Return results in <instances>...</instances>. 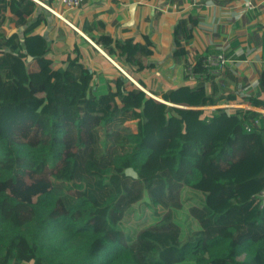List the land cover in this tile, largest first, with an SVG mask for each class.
<instances>
[{"label": "trees", "instance_id": "16d2710c", "mask_svg": "<svg viewBox=\"0 0 264 264\" xmlns=\"http://www.w3.org/2000/svg\"><path fill=\"white\" fill-rule=\"evenodd\" d=\"M47 24L34 0H0V264H264V115L205 109L228 100L205 67L219 52L193 59L195 30L179 21L173 59L184 70L194 60L198 76L158 100L123 76L95 79L76 48L48 59L36 31ZM82 32L126 68L155 67L147 34L121 42L100 23ZM251 43L264 61V32ZM228 67L226 78L249 88L252 78ZM242 99L264 109V68ZM142 206L152 223L135 221L126 245L122 222Z\"/></svg>", "mask_w": 264, "mask_h": 264}, {"label": "crops", "instance_id": "0c3cea01", "mask_svg": "<svg viewBox=\"0 0 264 264\" xmlns=\"http://www.w3.org/2000/svg\"><path fill=\"white\" fill-rule=\"evenodd\" d=\"M38 1L53 10V15L65 23V26H61L64 28L59 30L63 34L60 36L63 41L57 47L61 46V43L66 46L77 44L81 47L82 59L86 67L95 72V79L124 77L122 71L125 72V68L131 75L125 73L138 85L140 84L137 78H142L146 84L144 89L158 96L172 87L194 82L185 79V70V74L181 73L183 65L176 63L172 56L175 47L173 28L179 21H186L195 30L191 44L187 47L193 58L202 56L208 50L218 51L216 47L225 42H241L240 48L237 49L240 55L235 56L237 59L234 61L236 71L232 72L230 66L227 67L236 76L243 74L252 78L251 87L241 88L239 84L238 88L228 80L225 76L227 67L219 71L214 69L211 75L218 76L220 94L226 93L228 100L219 101L218 105L205 109L243 108L264 114V109L242 103V98L248 95L249 89L258 87V76L264 68L260 52L255 51L252 43L248 44L255 33L264 32V0H183L182 5L177 3L179 0H174L176 3H170L172 0H91L80 9L70 11L63 8L59 0ZM196 2L200 5L196 6ZM46 18L48 24H51L52 18ZM97 23L104 26L105 34L121 42L133 36L140 40L141 34H147L155 46L154 55L147 58V63L155 67L137 73L134 68H126L111 59L82 32L85 26H96ZM57 28L60 29V26ZM13 32L15 31L11 33ZM45 37L47 38V35ZM79 37H83V40H79ZM56 55L54 58H64L68 53L66 56H59L60 52L57 51ZM192 63L196 64L194 60ZM164 66H168L170 79L174 80L160 91L161 81L167 84Z\"/></svg>", "mask_w": 264, "mask_h": 264}, {"label": "rangeland", "instance_id": "374dc122", "mask_svg": "<svg viewBox=\"0 0 264 264\" xmlns=\"http://www.w3.org/2000/svg\"><path fill=\"white\" fill-rule=\"evenodd\" d=\"M196 6L200 5L199 2L195 3ZM45 10V14L46 16H48L51 20L52 18V23L48 24V25H44V26H40L36 29V31L43 33L45 36L47 35V39L48 41L51 43L52 46V51L51 53L48 55V59H54V57H56V52L59 51L60 55L59 56H66V54H71L72 56L76 57L77 56V52L75 51V48L78 50V52L82 53V48L79 47L77 44L75 45H65V43H61V46L57 47L60 42H62L63 40L60 38V36H63V34L61 33L62 28L61 26H65L64 21L59 19L58 17H56L55 15H53V13L51 11H49L48 9L42 7ZM60 26V29L57 28V26ZM6 30L7 33L10 35L12 31H15L14 27H13V20H8L7 24H6ZM1 34V33H0ZM4 34H1L0 36H3ZM80 38V37H79ZM83 37H81L79 40H83ZM229 42H225L223 43L224 46L225 44H227ZM194 56V55H193ZM194 59V58H193ZM122 67V66H121ZM123 68V67H122ZM125 70L126 73H128L129 75H131V72H129L127 69L123 68ZM163 70L167 72V74L165 75V78L167 80V84L165 81H161L160 83V91L167 88L168 83H172V81L174 80L173 78L170 79V74H168L169 68L168 66H164ZM184 70V66L182 67V71L181 73L184 74L183 72ZM124 80L125 82H127L129 85H134L132 84L129 79H127L124 76ZM166 86H163L165 85ZM135 86V85H134ZM154 96L157 99H161L160 96H158L157 94H154ZM226 108V107H225ZM128 126H130L135 132L137 130H135V123L134 122H129ZM192 202V201H191ZM189 203L190 205H192V203ZM138 210H136L137 212L134 214L135 216L132 217V219L130 220H125L122 222L121 225V229L124 232V235L121 236V240L123 243H125L126 245L130 244L132 241V238L134 237L133 232L131 231L132 228H134V222L135 221H142L145 224L146 223H152V220L149 216H152V212L150 211V209L142 206L137 208ZM177 221L183 226V229L185 231V233L190 234V226L188 225V217L186 215L185 212L180 213V214H176L175 215ZM243 258H241L242 260Z\"/></svg>", "mask_w": 264, "mask_h": 264}, {"label": "built area", "instance_id": "2783aa9c", "mask_svg": "<svg viewBox=\"0 0 264 264\" xmlns=\"http://www.w3.org/2000/svg\"><path fill=\"white\" fill-rule=\"evenodd\" d=\"M35 2L39 3L40 5H42L44 8L48 9L49 11H51L52 13H54L53 10H51L49 7L41 4L38 0H34ZM91 0H59L61 6L63 8H65L66 10H76V9H80L85 3L89 2ZM56 14V13H55ZM230 49V44L227 43L225 44H221V46H217L216 50L219 51L218 54L215 55H210L206 60H205V67L208 68V70L210 71V73H212V70L216 69V71L222 70L223 68H225L227 65L230 66V69L232 70V72H235V62L233 61V57L240 55L239 52H237V50L234 52L232 57H227L226 55V50ZM248 53H250L249 51H247ZM241 54H243V52H241ZM126 78L129 79L132 83H134L135 85H137L140 89L144 90L145 92H147L142 86L138 85L136 83V81H134L129 75H127L124 71H122ZM185 73L187 76H189V79L192 81H195L197 79V72H196V64L194 65L192 63V65H190L189 67H187L185 69ZM148 93V92H147ZM150 94V93H148ZM151 96V94H150ZM218 109V108H217ZM257 112V111H256ZM259 113V112H258ZM264 115V114H263ZM256 124H258V121L256 122ZM249 131L251 130L250 127H246ZM262 198L264 199V193L262 194Z\"/></svg>", "mask_w": 264, "mask_h": 264}, {"label": "water", "instance_id": "95a60500", "mask_svg": "<svg viewBox=\"0 0 264 264\" xmlns=\"http://www.w3.org/2000/svg\"><path fill=\"white\" fill-rule=\"evenodd\" d=\"M128 171H129L130 174L135 175V172H134L133 170L130 169V170H128Z\"/></svg>", "mask_w": 264, "mask_h": 264}, {"label": "bare ground", "instance_id": "6f19581e", "mask_svg": "<svg viewBox=\"0 0 264 264\" xmlns=\"http://www.w3.org/2000/svg\"><path fill=\"white\" fill-rule=\"evenodd\" d=\"M96 45H97V44H96ZM97 80H98V79H97ZM99 85H100V84H99ZM259 85H260V84H259ZM155 98H156V97H155ZM160 100H161V99H160ZM252 211H253V210H252ZM254 212H256V211H254ZM254 212H253V213H254ZM246 225H247V224H246Z\"/></svg>", "mask_w": 264, "mask_h": 264}, {"label": "clouds", "instance_id": "9594fccd", "mask_svg": "<svg viewBox=\"0 0 264 264\" xmlns=\"http://www.w3.org/2000/svg\"><path fill=\"white\" fill-rule=\"evenodd\" d=\"M130 81V80H129ZM131 82V81H130ZM132 83V82H131ZM132 84H134V83H132ZM135 85V84H134ZM135 86H137V85H135ZM138 87V86H137ZM139 88V87H138Z\"/></svg>", "mask_w": 264, "mask_h": 264}]
</instances>
